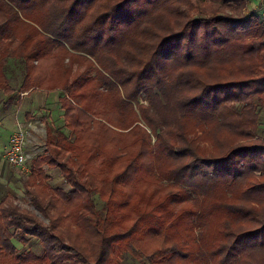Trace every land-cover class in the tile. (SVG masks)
Instances as JSON below:
<instances>
[{
	"label": "trees",
	"instance_id": "trees-1",
	"mask_svg": "<svg viewBox=\"0 0 264 264\" xmlns=\"http://www.w3.org/2000/svg\"><path fill=\"white\" fill-rule=\"evenodd\" d=\"M247 7L0 0V91L22 64L20 92H63L65 129L47 125L22 181L37 212L0 201V264H264V26Z\"/></svg>",
	"mask_w": 264,
	"mask_h": 264
},
{
	"label": "rangeland",
	"instance_id": "rangeland-1",
	"mask_svg": "<svg viewBox=\"0 0 264 264\" xmlns=\"http://www.w3.org/2000/svg\"><path fill=\"white\" fill-rule=\"evenodd\" d=\"M248 11L249 10H245L244 14H248ZM23 74V65L11 60L9 63L8 75L10 78V85L15 89L14 91L16 94L20 93L19 87ZM34 92L36 93L33 94L32 98L27 100L26 96H20L17 98L14 94L9 96L10 94L5 93L3 90L0 91V111H2V106L4 109V106L8 105V108L4 109V112H0V117L5 119L4 123H8V120L13 118L16 120L17 129L20 127L27 128L28 132H31L29 129L31 125L37 126L38 128L39 132L37 136H39V140L33 143V146L28 147L27 150L30 158L44 152L45 150L46 127L44 126L43 120H45V122L53 129L65 130L63 126V111L60 108L59 102V97L62 96L63 92L59 90L49 93L43 91ZM8 103H10V105ZM28 111H31V116L28 114L26 117ZM7 151L8 145L4 147L0 155V164L2 163L0 166V200L4 196L12 194L21 208L37 212V210L30 204V200L24 193L22 187L23 179L30 174V160L20 172H12L6 159ZM50 175L52 176L51 184L53 187L68 188L58 170L53 171ZM98 205L99 207H102V204L99 203Z\"/></svg>",
	"mask_w": 264,
	"mask_h": 264
},
{
	"label": "crops",
	"instance_id": "crops-1",
	"mask_svg": "<svg viewBox=\"0 0 264 264\" xmlns=\"http://www.w3.org/2000/svg\"><path fill=\"white\" fill-rule=\"evenodd\" d=\"M253 2H254V5H253ZM261 2H262V0H248V7L246 8V10H249L248 12L256 11V9L260 6ZM34 93H36V92H31V93L30 92H26V93L20 92L19 94H16L15 92H13L12 94L17 96V98H19L20 96H22V97L26 96L27 100H30ZM9 96H11V95H9ZM8 104L10 105V103H8ZM7 106L8 105L4 106V109H7L8 108ZM4 109L2 106V111H0V112H4ZM30 112L31 111H28V113L26 114V117L28 116V114H29V116H31ZM262 115H264V112L262 113ZM4 121H5V119L0 117V155H1V151H3L4 147L6 145L9 146L11 136L15 133L16 130H18L15 119L11 118L10 120H8V123H4ZM43 122H44V126L46 127V136L45 137H47V125L48 124L45 122V120H43ZM29 129L31 130V132H28L29 135H28V143H27L26 150H28V147L33 146L32 145L33 143H35V142H37V140H39V138H38L39 136H37L38 132H39L37 126L31 125V127ZM263 132H264V130L260 129V134H262ZM31 158H33V157H31ZM2 162H3V160H2ZM1 164H0V166H1ZM10 169L12 172H20V171L14 170L11 167H10ZM53 171L49 172V174H51ZM4 197H2V199Z\"/></svg>",
	"mask_w": 264,
	"mask_h": 264
},
{
	"label": "built area",
	"instance_id": "built-area-1",
	"mask_svg": "<svg viewBox=\"0 0 264 264\" xmlns=\"http://www.w3.org/2000/svg\"><path fill=\"white\" fill-rule=\"evenodd\" d=\"M264 26V0L255 11ZM28 129L19 128L10 138L6 159L11 168L21 171L31 159L27 153Z\"/></svg>",
	"mask_w": 264,
	"mask_h": 264
}]
</instances>
